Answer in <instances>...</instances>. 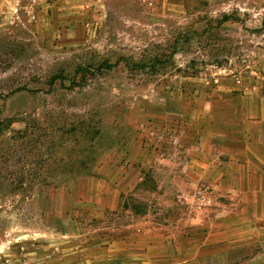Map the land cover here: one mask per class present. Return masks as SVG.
Wrapping results in <instances>:
<instances>
[{
	"label": "rangeland",
	"instance_id": "rangeland-1",
	"mask_svg": "<svg viewBox=\"0 0 264 264\" xmlns=\"http://www.w3.org/2000/svg\"><path fill=\"white\" fill-rule=\"evenodd\" d=\"M0 264H264V0H0Z\"/></svg>",
	"mask_w": 264,
	"mask_h": 264
},
{
	"label": "crops",
	"instance_id": "crops-1",
	"mask_svg": "<svg viewBox=\"0 0 264 264\" xmlns=\"http://www.w3.org/2000/svg\"><path fill=\"white\" fill-rule=\"evenodd\" d=\"M211 105H213V104L211 103Z\"/></svg>",
	"mask_w": 264,
	"mask_h": 264
}]
</instances>
